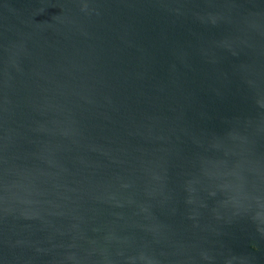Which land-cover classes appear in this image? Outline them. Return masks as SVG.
Here are the masks:
<instances>
[{"label":"water","instance_id":"obj_1","mask_svg":"<svg viewBox=\"0 0 264 264\" xmlns=\"http://www.w3.org/2000/svg\"><path fill=\"white\" fill-rule=\"evenodd\" d=\"M0 264H264V0H0Z\"/></svg>","mask_w":264,"mask_h":264}]
</instances>
